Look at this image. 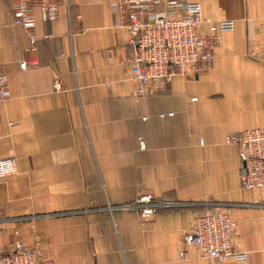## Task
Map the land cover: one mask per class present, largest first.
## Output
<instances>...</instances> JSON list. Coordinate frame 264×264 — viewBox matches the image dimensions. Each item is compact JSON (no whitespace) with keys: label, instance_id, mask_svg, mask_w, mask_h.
Instances as JSON below:
<instances>
[{"label":"crops","instance_id":"0c3cea01","mask_svg":"<svg viewBox=\"0 0 264 264\" xmlns=\"http://www.w3.org/2000/svg\"><path fill=\"white\" fill-rule=\"evenodd\" d=\"M191 1L203 19L232 20L234 30L209 72L141 97L113 0H57L50 23L37 13L35 51L14 0H0V71L11 93L0 159L16 160L0 180V252L22 240L39 241L48 264H207L194 252L179 260L180 241L193 210L217 205L237 223L236 251L248 254L227 264H264L262 197L243 189L238 149L226 143L264 127V0ZM145 195L186 206L146 221L109 208Z\"/></svg>","mask_w":264,"mask_h":264},{"label":"built area","instance_id":"2783aa9c","mask_svg":"<svg viewBox=\"0 0 264 264\" xmlns=\"http://www.w3.org/2000/svg\"><path fill=\"white\" fill-rule=\"evenodd\" d=\"M58 8L57 0H14V19L28 34L30 51L37 49L34 33L37 13L50 23L58 19ZM111 8L114 28L126 34L124 63L136 84V94L141 97L165 93L175 77L209 72L222 35L235 28L232 20L203 19L201 4L191 0H113ZM202 24L209 26L208 34L199 31ZM108 54L112 62L111 51ZM21 67L26 69L28 64L23 62ZM53 87L63 91L59 80H55ZM10 95L8 77L0 71V118ZM226 143L238 149L243 189L259 193L264 204V127L230 134ZM141 145L144 148L142 139ZM15 173L14 158L0 159V180ZM183 206L186 205L145 195L132 203L109 208L135 212L146 221L162 210ZM236 230V221L217 205L193 210L189 231L180 241L179 260H188L194 252L207 264L247 262L248 254L236 251ZM0 264H48V261L39 241L30 246L16 240L6 253L0 252Z\"/></svg>","mask_w":264,"mask_h":264}]
</instances>
